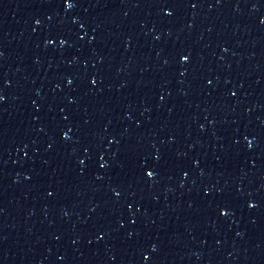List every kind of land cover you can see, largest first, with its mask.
I'll return each mask as SVG.
<instances>
[{
	"label": "water",
	"instance_id": "water-1",
	"mask_svg": "<svg viewBox=\"0 0 264 264\" xmlns=\"http://www.w3.org/2000/svg\"><path fill=\"white\" fill-rule=\"evenodd\" d=\"M0 264H264V0H0Z\"/></svg>",
	"mask_w": 264,
	"mask_h": 264
}]
</instances>
